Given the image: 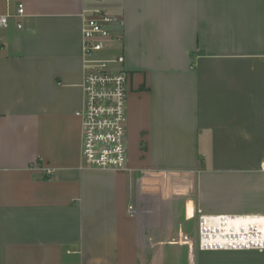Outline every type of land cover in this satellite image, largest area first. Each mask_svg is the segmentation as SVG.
Masks as SVG:
<instances>
[{
    "label": "crops",
    "instance_id": "obj_1",
    "mask_svg": "<svg viewBox=\"0 0 264 264\" xmlns=\"http://www.w3.org/2000/svg\"><path fill=\"white\" fill-rule=\"evenodd\" d=\"M22 1L23 27L0 28V264L264 255L201 250L198 234L199 211L264 214V0ZM94 8L124 20L123 170L82 157L81 13Z\"/></svg>",
    "mask_w": 264,
    "mask_h": 264
},
{
    "label": "built area",
    "instance_id": "obj_2",
    "mask_svg": "<svg viewBox=\"0 0 264 264\" xmlns=\"http://www.w3.org/2000/svg\"><path fill=\"white\" fill-rule=\"evenodd\" d=\"M7 3L6 12L0 14V28L12 22L22 28L26 15L24 2L7 0ZM81 17L84 103L76 115L81 119L83 161L93 168L123 170L128 166L130 73L125 68V56L117 51L115 42L123 39L118 32L124 20L101 8L84 9ZM261 169L264 170V160ZM129 210L137 213L133 205ZM198 234L201 250L264 251V214L199 211Z\"/></svg>",
    "mask_w": 264,
    "mask_h": 264
},
{
    "label": "rangeland",
    "instance_id": "obj_3",
    "mask_svg": "<svg viewBox=\"0 0 264 264\" xmlns=\"http://www.w3.org/2000/svg\"><path fill=\"white\" fill-rule=\"evenodd\" d=\"M211 260L217 264H264V255L214 256Z\"/></svg>",
    "mask_w": 264,
    "mask_h": 264
}]
</instances>
